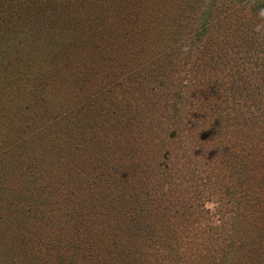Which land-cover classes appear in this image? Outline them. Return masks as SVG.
<instances>
[{
    "label": "trees",
    "instance_id": "16d2710c",
    "mask_svg": "<svg viewBox=\"0 0 264 264\" xmlns=\"http://www.w3.org/2000/svg\"><path fill=\"white\" fill-rule=\"evenodd\" d=\"M149 1L150 25L124 15L123 25H131L121 32L133 37L111 55L115 65L108 72L76 63L58 86L69 96L59 92L58 80L34 86V97L42 89L51 96L39 127L25 130L12 117L3 120L0 264H72L73 246L57 237L56 224L64 219L49 207L42 187L48 168L63 172L66 165L50 160L53 152L46 149L55 143L46 138L56 137L53 126L65 119L61 108L69 102L72 108L65 110L85 111L79 127L91 133L86 145L94 140L82 154L96 155L100 141L109 153L100 163L106 183L98 187L99 165L87 182V191L102 194L90 196L88 211L101 204L111 184L118 194L106 210L122 205L127 212L116 211L108 222L94 208V222L86 226L77 207V264H264V0H151L163 5L156 13ZM53 74L54 67L45 70L48 79ZM13 89L9 85V97ZM142 96L153 100V116ZM53 110L62 111L61 119L44 122ZM205 199L213 209H205ZM48 215L50 231L38 221ZM28 218L37 224L34 240L18 227ZM27 242L33 245L27 248Z\"/></svg>",
    "mask_w": 264,
    "mask_h": 264
},
{
    "label": "rangeland",
    "instance_id": "374dc122",
    "mask_svg": "<svg viewBox=\"0 0 264 264\" xmlns=\"http://www.w3.org/2000/svg\"><path fill=\"white\" fill-rule=\"evenodd\" d=\"M139 1L141 2L138 3L137 0H103V2L101 0H0L2 16L0 17V126L3 120H6L7 123L11 117L15 120L16 126L20 123L21 128H25V130H32L41 125L42 120L38 116H40L41 111L43 112L44 106L50 103L51 96L43 94L44 89H42L38 98L43 102L40 103L38 98L34 97V94L36 96L34 86L38 85V81L58 80L57 87L62 88V85L66 84L64 82L72 76L71 67L76 63L77 66L82 65L90 70L97 67L102 73L108 72L110 66L115 65L110 59L111 55H114L124 45L130 44L133 37L131 32L124 35L121 32L131 25V23L123 25L124 15L129 20L136 17L146 19L150 25L151 21L148 20L147 16L152 8L145 9L146 0ZM157 2L149 1L154 6L155 13L156 9L159 10V7L165 5L168 0H164L161 6L160 2ZM147 31L149 30L143 32L147 33ZM148 34L153 36L150 31ZM157 34L155 33V35ZM70 62L75 63L71 65ZM4 65L7 66L4 67ZM49 67H54L55 74L48 79L47 75L45 76V70ZM80 76L81 74H77V77ZM88 79L95 80L93 77ZM23 83H25L24 89H22ZM94 83L92 82L88 86V90L94 87ZM9 85L14 88V91H10L11 98L9 97ZM26 86L28 88L25 89ZM60 88L59 92H61ZM63 91L61 92L62 95ZM62 95L60 94L59 97ZM67 96H69L68 91ZM69 103L71 104V102ZM69 103L65 104L64 110L63 107L61 108L65 113L62 118L65 119L53 126L56 137L46 138V141L50 142L49 144L55 143V145H51V150L46 149L47 153L53 152L50 160L58 164L62 159L61 161H64L66 165L62 167L63 172L55 170L53 167L48 168L50 178L42 187L49 194L46 198L50 202L49 207H56L59 218L64 219L56 226H59L57 229L60 232L57 237L73 246L68 257V263L77 264V227L79 226L77 207H81V211L84 213L82 225L94 222V208H97L98 214L100 213L99 217L108 222H112L113 216L117 212L119 214L127 212L123 210L122 205L117 209L110 210V213L106 210V207L111 209V205L115 204V198L118 194L115 192L116 190H113L111 184L106 195L100 196L99 202L101 201V204L88 211L90 196L102 194H99L98 191H87V182L90 179V174L95 175V172L99 171L97 168L99 165L102 171L98 175V182H101L98 187L102 183H106V179H104L106 170L100 163L108 157L109 153L107 146L102 144L101 139L98 138L97 143L100 141L97 145L98 153L89 159V153L87 156L82 154L86 147L89 149L92 146L94 140L88 141L86 145L85 141L91 137V133L88 129L83 130L79 127L86 119L80 118L85 111L76 114L69 109L65 110L71 107ZM152 103L153 100L146 96L141 97V104L148 111L149 116H153L154 113ZM62 111L56 113L53 110L46 113L48 118L44 122L48 119H61L59 113ZM95 111H100L99 107ZM88 116L91 119L93 114L87 111V119ZM25 124L26 126H24ZM6 133H8L7 129L0 130V138ZM249 134L251 136L252 132L250 131ZM113 145L110 144L111 147ZM114 148L120 149V144H116ZM57 154L61 158L55 159L54 155L57 156ZM30 164L31 160L28 158V165ZM10 165H13L12 162ZM25 166V161H22L20 163L21 169H24ZM118 168L119 166L114 169L118 170ZM91 169L94 170L90 171ZM147 180L149 184L154 182L150 176ZM15 185L12 187L15 188ZM81 189L85 192L84 195H79V193H84ZM11 190L9 189L10 198L14 195ZM203 204L205 209H213L212 200L205 199ZM206 205H212V207H206ZM51 219L52 216L50 217V215L46 218L44 216L41 219L38 218L39 226L50 231L54 225L50 221ZM178 219L182 220V217L179 216ZM32 222L34 223V220L28 218L23 226L20 224L18 227L21 232H25L27 236L32 237L31 240H34V237L38 236L39 233L37 232L38 235L34 234V227L37 224L31 225ZM86 226L88 225L86 224ZM80 227L84 228V226ZM57 229L55 228V231ZM97 232L98 230L95 234ZM81 236L86 239L84 233ZM47 243V246L50 247V240ZM32 245V242L31 244L27 242L25 247L28 248ZM25 247L22 246V248Z\"/></svg>",
    "mask_w": 264,
    "mask_h": 264
},
{
    "label": "clouds",
    "instance_id": "9594fccd",
    "mask_svg": "<svg viewBox=\"0 0 264 264\" xmlns=\"http://www.w3.org/2000/svg\"><path fill=\"white\" fill-rule=\"evenodd\" d=\"M260 15L264 17V9L261 10ZM259 26L257 27L256 31H259ZM206 207H212V205H206Z\"/></svg>",
    "mask_w": 264,
    "mask_h": 264
}]
</instances>
